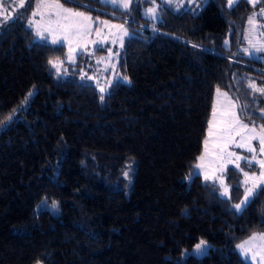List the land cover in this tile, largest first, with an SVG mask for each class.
Listing matches in <instances>:
<instances>
[{
    "label": "trees",
    "instance_id": "obj_1",
    "mask_svg": "<svg viewBox=\"0 0 264 264\" xmlns=\"http://www.w3.org/2000/svg\"><path fill=\"white\" fill-rule=\"evenodd\" d=\"M136 1L119 10L59 0L132 33L119 59L127 80L102 95L70 70L82 55L66 76L54 73L49 61L63 47L35 41L24 16L0 30V125L12 117L0 130V264H249L235 247L264 231V193L236 211L243 189L234 169L228 198L213 182L187 178L215 89L264 125L248 86L264 64L238 51L248 14L264 1L193 0L160 9L155 23L138 17ZM42 199L57 202L58 214L36 211Z\"/></svg>",
    "mask_w": 264,
    "mask_h": 264
},
{
    "label": "rangeland",
    "instance_id": "obj_2",
    "mask_svg": "<svg viewBox=\"0 0 264 264\" xmlns=\"http://www.w3.org/2000/svg\"><path fill=\"white\" fill-rule=\"evenodd\" d=\"M98 1L109 5L110 7L117 8V7H114L110 3H106L105 0H98ZM237 1L238 0H234V3L232 4V6ZM245 1H247L250 4H256L260 0H254V2L253 0H245ZM39 2L40 0H32L31 5H29L28 0H7V4L9 5V18L8 20L5 21L3 17L0 16V30L3 28V26L8 24L9 22L15 20L16 18H19L20 16H24V23L26 26H29L34 32L35 41L44 42L52 46H62L63 47L64 55L62 56V58L52 60V61L62 62L59 64V71L57 70L56 67H53L52 64H50V67L52 68V70L57 76L59 77L66 76L68 73L67 69L70 66L75 64L76 59L78 58L79 55H82L84 58H82L75 67H71L70 70L72 71V73L77 74L81 79H86L90 81L101 95L105 94L113 84L126 82L124 77L121 75V71L119 68V59H120V52H121L124 40L129 38L132 33L128 29H126L123 23H118L114 21H106L107 22V26H106L105 24L101 23L102 20L93 19L90 15L85 13L87 16H90L92 18V25H91L92 31L90 35L87 37V39L82 42L80 47L76 46L75 41L73 42V47L75 48V51L72 53L73 58L69 59V56H68L69 45L67 42H64L61 40L60 43L53 44L52 35L49 34L48 32H44L43 36H39L37 34V29L39 28L41 31H43L44 27L47 24V21L50 18L48 15V10H44V9L41 10L44 12L43 16L33 15V12L36 11L37 4ZM48 2H51V0H48ZM193 3H194L193 0H155V3H153V0H137L135 11L139 18L155 23L159 20L160 9L163 10L165 8H168L171 10H179V9L192 6ZM226 4L228 6V0H226ZM64 7L70 8L67 6H64ZM148 8H156L155 16L150 15L146 12V9ZM117 9L125 10L123 8H117ZM262 10H264V2L262 3V5H258L254 10H252L248 14L245 24H244L243 31H242V36H241L242 41L238 47V51L242 57H244L248 61L257 62L260 64H264V52H254V49L251 47L249 42L251 41V44H255L257 46L264 45V11ZM75 11H78V10H75ZM135 11L134 13H132V16H135ZM253 16L255 18L254 26L250 25L248 22L249 18ZM127 20L135 21L131 19H127ZM113 25L122 26V28L112 27ZM130 27L135 29L134 25H130ZM96 29H100L99 35H97ZM125 31L127 34H124ZM121 40H122V44H121ZM244 49H249V52L253 54L250 55L246 53ZM258 69H260L261 74L264 75V68L258 67ZM254 82L256 83L258 87H264V77L255 75ZM101 88H104L105 91L101 92L100 91ZM219 90L221 94L227 93V97H225L224 95H218L217 89H215L213 92L210 116L208 119L205 136L202 140L201 151H200V154L197 156L192 166L191 173L189 174L187 179L191 178L193 175H198L200 176L201 180L213 182L218 187L220 197L228 198L229 188L226 183V172L228 169H234L238 175L237 177L240 178V184L243 189L242 198L238 202L240 203L242 200H244V193H245V187H246L245 184L243 183L245 179L243 172H248L250 175L251 174L259 175L260 173L259 165L253 163L250 166L247 163L246 159H242L239 161H235V163L227 164L226 167L223 169V171H221V165L224 162L218 158V155L214 149V144L211 141L209 143V155L206 156L203 162H201L198 159L201 155L204 154V150H205L204 141L208 135L209 121L213 119V107L214 106L217 109L216 118L218 121L222 119L221 113L223 111H235L241 121H243L244 123H248L250 127L252 126V123L245 120L240 115V112L238 110V104L234 98V95H232L227 89H219ZM30 93L32 95L33 91H30L26 94L25 100L31 97V95H29ZM257 97H258V103L260 105H264V95L257 93ZM218 100H219V103H217ZM229 100L232 101V105H235L234 108L232 107V105H229L228 103ZM261 109H264V107H262ZM8 123H9V120L5 119L0 125V130L5 128ZM257 130H259L258 126H257ZM236 139L239 140V137H237ZM252 144L253 146L257 147V153H256L257 158L264 159V156H261L259 154L258 141H252ZM228 151L235 152L237 155H240V156H243L249 159L252 156V153H249L246 149L237 148L235 147L234 144L229 145ZM199 163H203L204 167L197 169L195 166ZM125 164H126L125 168L123 169V179L125 181H128V184L130 185L131 176L133 174V169H134V161L131 159H126ZM236 164H239L240 167L239 168L236 167ZM243 166L245 168H243ZM125 172H128L129 174L128 177H125L124 175ZM206 173L210 177L208 180H205ZM213 177H218V178L214 179ZM221 180L223 181V184L226 185L228 188V195H223L224 188L221 185ZM53 203L57 205L56 209L52 208ZM35 210L36 211L45 210V211H48L51 215L55 216L58 214V204L55 201H48V200L42 199L35 206ZM235 210L240 211V210H237L236 208ZM256 234L264 235V231L256 233ZM253 235L254 234L250 235L244 241L249 240V238L252 237ZM244 241H242L238 245L242 244ZM259 243H261L259 240L254 241V244L258 245ZM238 245L235 247V250L243 261L249 264H259V257H257V259L253 261L251 258L252 252H249L247 255H245L241 251V249L238 247ZM33 264H41V263L35 262Z\"/></svg>",
    "mask_w": 264,
    "mask_h": 264
},
{
    "label": "snow or ice",
    "instance_id": "obj_3",
    "mask_svg": "<svg viewBox=\"0 0 264 264\" xmlns=\"http://www.w3.org/2000/svg\"><path fill=\"white\" fill-rule=\"evenodd\" d=\"M65 2H70V0H65ZM106 3L112 4L114 7L128 9L131 0H105ZM254 2V0H253ZM29 5H31L32 0H28ZM155 3V0H153ZM234 3V0H228V6L231 7ZM82 7V6H81ZM42 9L48 10L49 20L47 21L46 26L43 31L39 28L37 29V34L39 36H43L44 32H48L52 35V43L57 44L60 43L61 40L67 42L69 45V59H72V53L75 51L73 47V42H76V46L80 47L82 42L87 39L90 35L92 28V18L87 16L84 12L75 11L72 8H65L63 4L59 3V0H40L37 4V9L33 12V15H41L43 16L44 12ZM264 11V10H262ZM146 12L150 15L155 16L156 8H148ZM0 16L6 21L9 18V5L7 4V0H0ZM54 17V18H53ZM249 24L255 25V18H249ZM101 23L107 26L106 21H101ZM112 27H121L115 26ZM97 35L100 33V29H96ZM124 34H127L126 31ZM115 42V41H113ZM251 47L254 49V52H264V45L257 46L255 44H251ZM122 44V40H121ZM244 51L248 54H253L249 52V49H244ZM53 67H56L59 71V64L62 63L60 61H49ZM127 80V77H124ZM249 88L254 92L260 93L264 95V87H258L256 83L250 82ZM101 92H104L105 89L101 88ZM218 95H224L227 97V93H220V90L217 89ZM31 95V93L29 94ZM104 97L101 96V100ZM219 103V100L217 101ZM229 105H232V101H228ZM234 108L235 105H232ZM222 119L217 120V109L213 107V119L209 121L208 127V135L204 141L205 150L204 154L201 155L198 159L203 162L206 156L209 155V143L210 141L214 144V149L218 155V158L222 160L224 163L221 165V171L226 167L229 163H235V161H239L242 159H246L247 163L251 166L253 163L259 165L260 173L249 174L248 172H243L245 177L243 183L245 184V193L244 200L240 203L235 204L234 207L237 210H240L242 206L249 202L250 197L256 194V190L260 189L262 193H264V159L257 158V147L253 146L252 141H258V151L261 156H264V125H260L259 130H257V126L254 122H252V126L250 127L248 123H244L237 116L235 111H223L221 113ZM261 118L264 119V109H261ZM11 121L12 117L9 116L7 118ZM239 137V140L236 138ZM230 144H234L237 148L246 149L249 153H252V156L249 158L237 155L235 152L228 151V147ZM234 158V159H233ZM197 169L203 168L204 164L199 163L195 166ZM236 167H240L239 164H236ZM125 177H128V172L124 173ZM210 177L205 174V180H208ZM214 179L218 177H213ZM221 185L224 188L223 195H228V188L223 184L221 180ZM250 185V186H249ZM53 209L57 208V205L53 203ZM259 240L261 243L254 244V241ZM205 245L204 241H201L197 244L196 250L198 252L203 251V247ZM241 251L247 255L249 252H252V260L255 261L257 257H259V264H264V235L254 234L249 240L244 241L242 244L238 245Z\"/></svg>",
    "mask_w": 264,
    "mask_h": 264
},
{
    "label": "water",
    "instance_id": "obj_4",
    "mask_svg": "<svg viewBox=\"0 0 264 264\" xmlns=\"http://www.w3.org/2000/svg\"><path fill=\"white\" fill-rule=\"evenodd\" d=\"M237 104H238V102H237ZM238 110H239V112H240V107H239V104H238ZM241 115V114H240Z\"/></svg>",
    "mask_w": 264,
    "mask_h": 264
},
{
    "label": "crops",
    "instance_id": "obj_5",
    "mask_svg": "<svg viewBox=\"0 0 264 264\" xmlns=\"http://www.w3.org/2000/svg\"><path fill=\"white\" fill-rule=\"evenodd\" d=\"M28 28H30L29 26H27ZM31 29V28H30ZM32 30V29H31ZM34 33V32H33Z\"/></svg>",
    "mask_w": 264,
    "mask_h": 264
}]
</instances>
